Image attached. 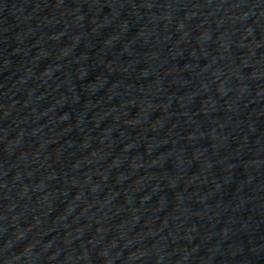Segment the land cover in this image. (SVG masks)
Listing matches in <instances>:
<instances>
[{"label": "water", "instance_id": "obj_1", "mask_svg": "<svg viewBox=\"0 0 264 264\" xmlns=\"http://www.w3.org/2000/svg\"><path fill=\"white\" fill-rule=\"evenodd\" d=\"M0 264H264V0H0Z\"/></svg>", "mask_w": 264, "mask_h": 264}]
</instances>
